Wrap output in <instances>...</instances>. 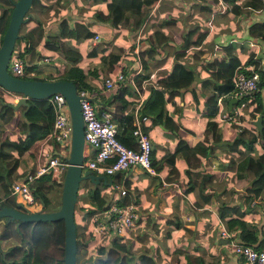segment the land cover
Wrapping results in <instances>:
<instances>
[{
  "label": "crops",
  "instance_id": "crops-1",
  "mask_svg": "<svg viewBox=\"0 0 264 264\" xmlns=\"http://www.w3.org/2000/svg\"><path fill=\"white\" fill-rule=\"evenodd\" d=\"M72 1L73 3L61 0L63 6H60L57 0H39L44 7L29 12L32 17L23 22L19 30L25 32L32 28L36 24L34 19L41 21L43 31L47 33L56 31L60 17H65L68 23L88 21L89 29L102 38L92 41L89 37L73 41L83 55L80 63L82 69H94V73L99 76L95 78L93 74L87 75L92 89L86 91L89 97L93 98L92 102L97 111L99 106H106L101 98L107 95V89L103 88V75H100L106 70L105 64H102L97 56L86 58L84 54L93 45L98 49L96 43L99 41L107 42L108 49L117 54V61L113 64L117 66L112 73L120 70L128 75L138 70L136 74H148L137 88L138 102L139 99H144L149 87L158 86L157 80L165 76L174 63H181L194 74L190 85L185 87L181 94L165 102V115L177 124L175 131L165 127L160 121L151 123L148 117L143 119L151 140V160L157 166L156 169L153 166V173L132 165L118 173L113 189L104 186L107 184L102 182L95 185L106 202L109 199H118L117 193H110V190H116L115 184L121 183L124 186V181L127 183L123 201L133 202L138 216L133 230H127L122 236H118L119 240L134 255L141 251L150 253L157 264L169 262L173 254L182 258L184 252L192 255H211L224 264H235L237 255L226 242L220 240L222 238L218 236V230L221 226L227 227L226 220L235 217L236 208L242 211L240 219L243 225L256 228L257 240L264 249V205L260 202L264 199V184L256 195L245 197L248 195L246 189L253 176L250 174L237 177L235 174L239 156L236 148L230 147L229 144L236 136L237 128L232 122L220 121L217 115L208 116L203 105L205 95L199 93V81L207 77L213 69L207 66L209 61L226 60L230 54H234L242 64L251 53L264 65V42L249 37L246 31L250 23L264 18V0H259L260 7L245 5V0L235 6L232 2L216 0H150L141 7V12L144 13L142 19L138 18L137 12L126 9L123 13L126 20L117 26H111L107 20L97 21L92 16L95 9L106 11L107 0ZM83 3L86 9L80 5ZM58 8L60 11L56 13ZM136 33H139L140 37L137 51L134 53L133 45L128 42ZM42 39L34 47L39 56L31 62L36 68L29 71L30 76H43L50 72L51 68L59 71L66 63L64 58L61 59L57 55L43 60L45 54L51 56V49L42 45ZM185 41L188 43L180 47L179 44ZM13 48L22 53L25 60L28 59L29 52H23L24 42L21 39L15 40ZM192 87L196 98L189 90ZM14 96L0 87L2 101L14 103L19 97ZM232 99L226 101L222 97L226 110L230 108L229 103L232 105L234 102ZM21 106L24 105L14 109L12 118L3 124L0 131V142L7 140L17 144L3 147L5 158L16 160V165L9 174L10 184L12 181L24 179L28 173H33L43 164L41 149L55 152V145L48 142L40 151L37 149L34 152L31 144L18 154L21 141L27 134L25 126L19 124L24 123V110ZM241 113L246 118L248 110L242 108ZM210 119L216 123L213 131L206 130ZM239 122L248 125L246 121ZM178 137L185 144V148L179 147V150H176ZM202 145L206 146L205 151L202 150ZM260 151L259 145L254 144L249 153L256 156ZM91 152V148L85 145L83 154L87 157L91 156ZM1 162L0 171L4 174L5 167L10 164ZM186 169L188 173L185 172ZM260 178L264 180V172ZM83 182L86 187L93 185L88 180L81 181L79 185ZM188 185L192 186L185 191ZM2 193L0 188L1 199L21 202L16 195ZM253 199L257 202L252 203ZM83 205L88 206L87 203ZM243 225L236 223L227 228L232 235L237 236ZM112 235L110 232L105 233L102 241L107 242ZM0 242L2 249H5L15 241L13 238H7Z\"/></svg>",
  "mask_w": 264,
  "mask_h": 264
},
{
  "label": "trees",
  "instance_id": "trees-1",
  "mask_svg": "<svg viewBox=\"0 0 264 264\" xmlns=\"http://www.w3.org/2000/svg\"><path fill=\"white\" fill-rule=\"evenodd\" d=\"M95 1V0H94ZM59 5L63 6L61 0H57ZM150 0H107L105 3L106 11L101 9H95L92 12V16L97 21H109L111 26H117L119 23L124 22L126 17L123 13L126 9H130L132 12H137L138 18L142 19L144 13L141 12V7L144 4H148ZM245 5H253L254 7H260L261 2H254L252 0H245ZM234 6L237 4H233ZM39 6V7H35ZM12 7V0H0V40L2 33L6 27L9 13ZM44 6L39 0H32L31 6L28 12L43 8ZM147 14V13H146ZM36 21V24L25 32H18L17 39H21L24 42L23 52H29L28 59L24 62V72L27 73L34 65L31 64L33 59H36L39 55L34 51L35 45L42 39V45L48 49L55 50L62 58L65 59V65L59 71L48 72L43 76H30L21 75L24 78H36V79H66L71 80L75 85L77 91H91L92 85L87 80L88 74H93L95 78H99L98 74L94 73V69L84 71L80 65L83 55L76 48V43L73 40H83L95 34V31L90 30L88 27V21H75L68 23L65 17H60L57 22V28L55 32L47 33L43 31V25L41 21ZM247 35L249 37L256 38L258 41L264 42V18L260 21H253L246 27ZM188 41L181 42L180 47L185 46ZM96 46H91L84 54L86 58H92L97 56L101 59L102 64L105 65V71H102L100 75L112 74V70L117 66L113 64L117 61V54L108 49V44L105 41H99ZM20 55H23L22 53ZM249 64V65H248ZM113 66V67H112ZM207 66L213 68L207 77H204L199 81V93L205 95L203 102L204 110L208 116H216L218 113V105L216 98L222 96L224 100L228 101L232 98L237 100L232 103L238 104L244 102L243 108L248 110L246 118L244 114L239 115L241 122H248V125L232 122L237 128V134L229 144L230 147L236 148L239 158L236 162L235 174L237 177H245L252 175L253 178L249 182V186L246 189L248 195L245 197H252L257 194L261 186L264 184V180L260 178V175L264 172V65L253 54L249 53L247 60L241 64L238 56L230 54L229 57L224 60H215L207 62ZM246 66H249L247 68ZM242 72L245 75H257L256 82L259 86H255L254 90L250 93L237 94V90L233 85V78L238 73ZM146 74L138 73L135 75L136 87L140 86V82L147 77ZM194 78V74L191 69L185 68L181 63H174L170 71L157 80L158 86L149 87L148 92L144 99L138 102L137 89L126 85L124 83H116L113 87L107 89V95L101 99L106 106H99L98 111L108 110L111 114V120L114 122L116 131L115 137L119 142L125 146L135 148L136 143L131 134V130L134 126V111L139 112V108L142 107L145 118L150 120L151 123L160 121L165 127L172 131L177 129V124L172 119L165 115V102L171 100L175 95L182 93L185 87H188ZM103 88L104 85H103ZM185 90V89H184ZM192 96L196 98V92L194 88H189ZM15 93V92H13ZM19 94V93H15ZM225 96V97H224ZM27 106H21L23 111L24 123L27 134L21 141V148L18 154L27 149L31 143L43 136L51 127L53 120V111L47 101V99H27ZM137 106V107H136ZM14 113V109L4 103L0 97V131L3 124L8 122ZM261 115V131L259 132L257 127L252 124V120L258 115ZM144 119V118H143ZM143 119L140 120L141 128L147 132V126L143 124ZM215 121L210 119L207 122L206 130L213 131L215 129ZM254 144H258L260 147V153L256 156L250 155L249 151ZM5 145L17 144L7 140L0 142V167L2 162L5 165L4 174L0 171V188L3 191V195L9 193L8 189L9 174L16 165V160L13 158L6 159V152L3 150ZM179 147H184L185 144L181 139L176 142V150ZM202 150H206V146H201ZM182 150V149H181ZM183 151V150H182ZM85 158H87L85 156ZM150 151V164L156 169L157 166L151 160ZM188 173L187 169L185 170ZM117 172L113 175H106L115 179L118 176ZM4 178V179H3ZM61 178V174L60 177ZM61 184L60 179L54 178L50 173H42L33 178L28 183V187L32 194V197L43 203V208L46 210H53L57 207H49V200L47 197L48 190L53 184ZM83 193L87 194L88 199L81 205V222L79 224L75 222L74 213L73 218L75 222V264L81 257H84L86 249L89 246H94L92 253L93 257L83 259L80 264H157L155 258L146 251H141L137 254H132L127 250V247L119 240L118 236L112 235L107 242L98 241L96 233L87 229V218L112 202L121 204L124 198L118 197V199H109L105 202L102 199L99 190L94 186H87L85 182L82 184ZM79 185V187H81ZM114 186V184L104 185ZM127 183L124 181V187ZM192 185H188L185 188H191ZM82 194V193H81ZM87 203L88 206L83 205ZM94 203L96 205H94ZM0 204L14 205L12 199H1ZM236 215L226 220L227 227H231L236 223L243 225L242 211L234 209ZM220 215L221 212H219ZM226 227V228H227ZM227 228V229H228ZM63 222L62 219L54 220H32V221H19L10 220L2 224L0 227V241L2 239L13 238L16 239L14 243L2 249L0 242V264H63ZM237 237L240 241L252 245L256 249H262V244L257 240V230L255 227L242 226L238 231ZM100 240V239H99ZM51 250L59 251V258ZM47 255V256H46ZM164 264H224L217 257L209 255H192L184 252L182 258L177 254H173L169 262ZM235 264H244L241 257L237 256Z\"/></svg>",
  "mask_w": 264,
  "mask_h": 264
},
{
  "label": "built area",
  "instance_id": "built-area-1",
  "mask_svg": "<svg viewBox=\"0 0 264 264\" xmlns=\"http://www.w3.org/2000/svg\"><path fill=\"white\" fill-rule=\"evenodd\" d=\"M218 2H232L240 3L243 0H216ZM139 33L129 41L132 44L134 53L137 51V44L139 42ZM102 38L98 33L92 35V41ZM128 39V40H130ZM57 55L62 57L55 51L51 50L50 55H44L43 60H49L52 56ZM26 60L23 55L16 52L12 48L10 57L7 62V70L15 76L29 75V72H24V62ZM138 71V70H137ZM136 71V72H137ZM135 73L128 75L122 71H116L110 75L103 77V85L106 89L113 87L116 83H124L137 89L135 83ZM257 75H245L238 72L233 78V85L237 90V94L250 93L256 86ZM81 97L79 98L80 113L83 121V138L85 145H88L92 152L91 156H87L81 163L82 169L87 168L96 174L113 175L117 172H123L130 166L135 165L146 171L153 173L154 169L150 164L151 140L149 134L140 126V120L145 116L138 118L137 110L134 111V121L131 134L135 140L136 147L131 148L125 146L115 137L116 127L111 120V114L108 110L98 113L95 104L84 97L86 91H77ZM20 97V94L9 92ZM14 96V97H15ZM18 97V98H19ZM17 98V99H18ZM52 111L53 120L50 129L40 138L34 140L32 147L38 149L43 145L51 142L55 145V152L51 153L47 149L42 150L44 156L43 164L39 165L33 173H28L22 180L12 181L9 186V193L19 197L20 201L26 208H40L41 203L32 197L28 187L29 181L42 173H50L53 177L59 176L63 173L66 161L64 157L68 152L69 145V117L68 109L64 96L59 93H52L46 98ZM139 101H141L139 99ZM218 105V119L223 122H239V115L244 106V102L231 105L228 110L223 107L222 96L216 98ZM137 107V106H136ZM118 197L125 195L124 186L119 183L115 184ZM257 202L256 199L251 201ZM264 205V199L260 200ZM138 211L133 202H123L121 204L112 202L106 207L95 211L87 218L89 229L93 230L97 235V240L101 239L105 233L110 232L116 236H122L127 230H133L135 227ZM218 236L222 239H228L227 245L231 248L233 253L241 257L244 264H264V249H256L252 245L244 243L239 240L237 236L232 235L225 226H221L218 230Z\"/></svg>",
  "mask_w": 264,
  "mask_h": 264
},
{
  "label": "water",
  "instance_id": "water-1",
  "mask_svg": "<svg viewBox=\"0 0 264 264\" xmlns=\"http://www.w3.org/2000/svg\"><path fill=\"white\" fill-rule=\"evenodd\" d=\"M32 0H12V7L9 13L6 27L0 40V87L8 92L19 93L20 97L12 102H4L13 109L19 105L27 106V99H42L49 97L52 93H61L66 101L69 117V145L65 169L62 173L59 206L53 210H46L41 207L30 210L24 207L22 202H15L14 205L0 204V224L10 220L32 221V220H54L62 219L63 222V264H75V222L73 218L76 194L79 183L88 180L94 185L99 182L110 185L111 178L104 174L93 173L90 169H82L81 163L84 159L83 150L85 142L83 138V121L80 113L79 98L75 85L71 80L66 79H36L24 78L12 75L7 70V62L10 57L14 42L18 36L20 26L32 15L28 12ZM256 86L259 83L256 82ZM84 97L92 101L86 92ZM236 101L237 99H232ZM231 103H229V107ZM144 116L142 107L139 108L138 118ZM258 131H261V115L258 114L253 120ZM228 242V239H220Z\"/></svg>",
  "mask_w": 264,
  "mask_h": 264
},
{
  "label": "rangeland",
  "instance_id": "rangeland-1",
  "mask_svg": "<svg viewBox=\"0 0 264 264\" xmlns=\"http://www.w3.org/2000/svg\"><path fill=\"white\" fill-rule=\"evenodd\" d=\"M49 2V1H48ZM69 2H71V3H73V1L72 0H69ZM82 7H83V9L85 8V6H83V5H85L84 3L83 4H80ZM78 6V5H77ZM35 7H39V6H35ZM86 9V8H85ZM56 11V13L57 12H59L60 11V8H58V9H56L55 10ZM54 11V12H55ZM66 13V12H65ZM91 15V14H90ZM20 31V30H19ZM50 33H51V31H50ZM110 35H112V33H110ZM36 67H34V69H35ZM54 70L51 68L50 69V72H53ZM54 73V72H53ZM35 151L34 152H36V148L34 149ZM101 174V173H100ZM60 177V174H59V176H57L56 178L57 179H60V182H61V179H62V173H61V178H59ZM55 178V177H54ZM112 179V178H111ZM117 182V179L115 178H113V181L111 182L112 184L113 183H116ZM93 183H91V185H92ZM95 185L93 184L92 186H91V188L92 187H94ZM108 188H110V189H113V186H110V187H108ZM125 188V187H124ZM60 189H61V184H58V183H56L55 182V184H53V186L48 190V192H47V197H48V200H49V207H58L59 206V201H60ZM117 193V191L115 190H112V192H111V190H110V193ZM82 193V194H81ZM88 199V196H87V194H84L83 193V189H82V185H81V187H79L78 188V191H77V194H76V202H75V206H74V218H75V222H77V223H79V224H84L85 222H81L82 221V219L80 218V216H81V209H80V205L85 201V200H87ZM85 206H87V205H85ZM86 224H87V222H86ZM87 229L89 230V226H88V224H87ZM12 240V239H11ZM102 240V238L100 239V240H98V241H101ZM13 241H16V239H13ZM93 247H95V245L94 246H89V247H87V249H86V253H85V255H84V257H81L79 260H78V262H76V264H80V262L83 260V259H85V258H88V257H93V253H92V250H93ZM50 252H53V254L56 256V258L55 259H58L59 258V251H54V250H51ZM47 256V255H46ZM63 256V255H62ZM61 256V257H62ZM58 257V258H57Z\"/></svg>",
  "mask_w": 264,
  "mask_h": 264
}]
</instances>
